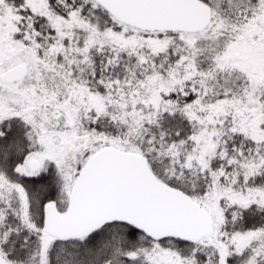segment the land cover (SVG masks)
Returning a JSON list of instances; mask_svg holds the SVG:
<instances>
[{
  "label": "snow or ice",
  "instance_id": "obj_1",
  "mask_svg": "<svg viewBox=\"0 0 264 264\" xmlns=\"http://www.w3.org/2000/svg\"><path fill=\"white\" fill-rule=\"evenodd\" d=\"M0 264H264V0H0Z\"/></svg>",
  "mask_w": 264,
  "mask_h": 264
}]
</instances>
